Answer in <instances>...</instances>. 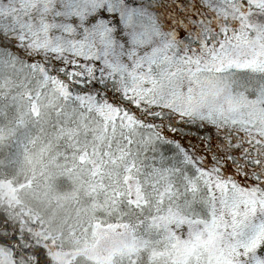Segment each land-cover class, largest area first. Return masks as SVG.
<instances>
[{
	"label": "snow or ice",
	"instance_id": "snow-or-ice-1",
	"mask_svg": "<svg viewBox=\"0 0 264 264\" xmlns=\"http://www.w3.org/2000/svg\"><path fill=\"white\" fill-rule=\"evenodd\" d=\"M0 264H264V0H0Z\"/></svg>",
	"mask_w": 264,
	"mask_h": 264
}]
</instances>
